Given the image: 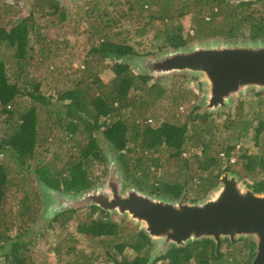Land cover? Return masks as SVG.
Here are the masks:
<instances>
[{
	"label": "trees",
	"instance_id": "trees-1",
	"mask_svg": "<svg viewBox=\"0 0 264 264\" xmlns=\"http://www.w3.org/2000/svg\"><path fill=\"white\" fill-rule=\"evenodd\" d=\"M8 1H13L12 5L0 0V11L6 9L12 12L7 29L6 25H0V49H15L19 67L14 68V64L8 62V57L0 56V258L4 261L0 264H35L27 251L28 244L9 235L13 230L21 232L27 228L40 210L39 196L29 177L30 173L38 175L49 187L65 192L85 191L101 179L93 172V168H99L104 161L96 140L97 132H101L103 140L119 153L117 159L125 182L151 195L178 198L183 194L184 188H188L187 182L191 180V176L187 175L188 166L192 158H197L189 151L196 148L201 149V159L197 160L193 172L199 180L196 191L206 194L215 187L220 174L230 169L229 158L236 151L242 133L251 124H244L243 121L239 126L234 123L239 130L236 139L232 140L236 142L230 143L226 138L219 142L220 134L212 133L209 115L194 114L195 106L180 122L177 111L185 101L183 94L168 96L157 83H148L150 77L134 73L127 64L113 62L114 58L136 53L123 37V33L127 36V30H117V27L124 28L127 22L139 24L140 20L148 18V23H143L137 33L145 36L154 30L150 41L169 49L217 36L264 39V13L260 14L252 8L255 4H263L264 0L238 3L224 0H130L126 2L127 10H120L116 14L110 9H118L119 0H100L99 5L94 4L89 13L85 12L88 15L94 11L100 12L97 22L89 28L91 33L99 34V42L93 45L90 53L96 60L111 61L109 68L112 78L107 84H102L97 78L90 80V77H96L94 71L98 69L86 62L84 75L70 72L75 77L73 87L62 89L58 96L61 105L53 104L51 109L48 106L52 104L38 90L41 84L34 75L37 68L31 64L28 23L33 24L35 18L43 15L48 16L51 23H65L83 13L80 8H61L54 0H38L23 11L19 8L22 0ZM187 15L191 17V34L184 32L180 23V19ZM35 35L38 36L36 32ZM56 50V46L55 49H44L39 45L42 62L51 61V56L54 57L52 51ZM45 71L51 77L55 72L48 67ZM24 98L30 102L20 103L19 100ZM159 111L168 121L153 127L150 123L157 119ZM263 126V120L259 121L256 128L258 133ZM57 128L64 134L56 141L52 158H46L49 150L44 148L48 136L45 132ZM68 140L75 142L73 147L77 152L74 155L59 150ZM216 145L218 147L214 150ZM155 153L165 158L161 166L176 167L174 173L183 177L181 183L178 178H174L173 183L165 181V178L157 180L156 175L150 173L151 166L157 167L159 161L151 157ZM184 153L189 156L182 158ZM220 153L226 161L224 167L218 162L221 160L218 157ZM246 158L247 163H252L251 168L264 170V157L261 154H250ZM198 170L208 171L209 175L201 177L197 175ZM249 187L256 193L264 192V179L260 185ZM7 203H13L16 207L15 212H7L9 215L4 212ZM80 212L67 211L59 219L64 224L75 220V233L85 237L88 243L92 241L94 245L107 248L106 257L113 264H146L150 244L142 232L125 234L124 220L110 221L109 215L96 207L83 210V219L79 217ZM7 217L10 219L7 220ZM70 241L74 250L68 264L96 262L99 253L95 250H76L78 240ZM127 247L134 257L119 260L117 256H121ZM213 247L210 240L196 241L184 248H172L164 259L169 260L168 264H212V259L214 264H222ZM53 250L60 254L61 247L56 245ZM248 261L244 264H249ZM234 262L233 257L231 263Z\"/></svg>",
	"mask_w": 264,
	"mask_h": 264
},
{
	"label": "rangeland",
	"instance_id": "rangeland-1",
	"mask_svg": "<svg viewBox=\"0 0 264 264\" xmlns=\"http://www.w3.org/2000/svg\"><path fill=\"white\" fill-rule=\"evenodd\" d=\"M2 1L7 3L9 6L12 5L13 3V1H8V0H2ZM22 1H23L22 5L19 6L21 11L28 9L32 5V3L38 0H22ZM54 1L57 2L61 8H67V7L76 8V9L80 8L83 14L82 16L74 17L71 21L69 20L68 22L65 23H58L57 21L51 23L49 22L50 18L44 15L40 18H35L33 20V24L28 23L29 32H30L29 33L30 45L32 46L30 47L32 50L29 53V55L31 56L30 58L32 59L31 64H34V66H36L37 68L35 69L34 75L41 84L38 89L39 92L43 94L42 96L45 97L50 104H52V106H48V109L53 108V104L61 105V102L58 100V96H60L62 89H66V88L69 89L72 86V82H73L72 80L75 79V77H73L74 75H71L70 72L76 71L78 75L82 73L84 75L83 67H86V62H88L92 66V68L98 69L97 71L96 70L94 71L96 77H90V80H94L95 78H97L102 84H107L112 78V72L109 68L111 66V61H108L107 59L102 61L96 60V57L90 53V49L93 47V45L99 42V34L91 33L89 31V28L93 23L97 22L100 12L94 11L93 14L91 15H88L85 12L89 13L90 9L94 6V4L99 5L100 0H85L73 4L71 3L61 4L58 0H54ZM127 1L130 0H119L120 6L118 7V9L116 7V10H112V9L110 10L114 14L118 13V11L120 10L126 11L128 8L126 4ZM244 1H260V0H236V1H227V2L238 3ZM31 8L28 10V13L31 11ZM252 8L257 10L258 13L260 14L264 13V3L255 4ZM70 11H72V9H70ZM11 17H12V12L10 10L7 11L6 9H2L0 11V25L2 26L6 25L5 28L7 29ZM139 22H140L139 24H134V23L130 24L129 22H127L124 28L122 26L117 27V30H124V29L127 30V36L126 33H123V37L127 39V44L130 45L133 48V50L136 52L133 55H137L139 57H145L148 55H155L159 52L169 49L163 45H160V43L150 41V39L153 36L154 30L147 32L145 36L140 35L139 32L137 33L138 30L139 31L141 30L143 23H148V18L142 19ZM180 23L183 26L184 32H189V34H191V30H190L191 17L188 15L186 17H182L180 19ZM134 31L136 32L134 33ZM35 32L38 34V36L35 35ZM237 39H250V38L248 37L232 38V37L217 36L214 38H210L208 40H203V41L200 40L201 42L199 43H206L208 41L232 42ZM196 42L197 41H193L192 43H190V45ZM39 45L44 49L50 47H53L55 49V46L57 47V50L55 52L52 51L54 57L51 56V61L48 60L45 63L42 62L43 58L39 55V51H38ZM15 54H16V50L13 48L5 49V50L0 49V56L3 55L8 57V62L13 63L14 68H18L19 66L18 63H16ZM47 67L50 68V70L55 71L52 77L48 74L47 71H45ZM130 69L133 70L134 73L139 74L137 70L134 69L133 67L130 66ZM148 83L149 84L157 83L159 86L165 89L168 96L177 93L183 94V96H185V101H182V105L178 108L177 111V116L180 122L184 121L185 116L190 111L192 106H195L197 110V103L199 102L201 96L202 86L196 78H192L188 76L186 77L175 76V75L170 77H163V78L151 77ZM25 98L23 100L22 99L19 100V102L23 104H28L30 101ZM254 109H256L257 114H254L256 113L253 112ZM156 115L158 116L157 119L152 120L150 123L153 127L161 126L166 121H168L165 115L161 111H159ZM52 116L53 115H51V117ZM262 120L264 122V93L262 92L255 95L249 94L244 97H240L233 101V103L229 107L228 113H224V112L212 113L209 115V119H208V122L212 127L211 128L212 133L220 134L219 142H222L225 138L230 143L236 142V140L235 141L232 140L236 139L239 128L234 126V123L238 124L239 126L242 125L241 122L243 121H245L244 124L247 123L251 124L248 130L242 133L240 141L237 142L238 145L236 146V151L231 156V158H233L232 160L235 161V163H229L230 166L229 171L235 172L244 183L248 182L250 184L247 186H252V187L256 185H260L262 183V180L264 179V170H261V168L260 169L251 168L253 165L250 161H248L247 163V158H246V156L250 154H259V155L261 154L264 157V126L262 131H260V133H258V131L256 130L259 121ZM45 134L48 136L45 140L44 148H46V151L49 150V152L45 154V157L52 158L53 156L52 152L56 150V141L59 138H61L60 135L64 133H62V130L57 128L55 130L45 132ZM96 137H97L96 140L98 141V147L100 148L102 155L104 156V161L103 164L99 166V168L97 169L93 168L94 174L100 175L101 179L98 180V182L93 184L91 187H97L99 185H102L103 182H105L107 177L105 154L107 152L114 153L115 151L111 147L108 141L103 140L101 132H97ZM74 144H75L74 141L69 142L68 140V142L62 145L59 150H62L64 153L74 155L77 152L76 147H73ZM217 147L218 146L216 145L214 147V150ZM200 151H201L200 148L198 149L196 148L189 151L192 152L193 156H197V158H192V160L190 161V165L188 166L189 170L187 172V175L191 176V180L187 182L189 183L188 188L186 189L184 188V192H183L184 200L188 202H194L195 200L202 199L208 196L213 190V189L210 190L206 194H202L201 192L196 191V186L199 184V180L198 177H195L193 175V172H194V168L197 167L198 164L197 160L201 159ZM116 153L118 156L119 153L118 152ZM187 155L188 154L184 153L181 157L182 158L188 157L189 155L188 156ZM243 155H245V157H243ZM151 157L159 160L157 167L151 166V170H150L151 174L156 175L157 180H161V178H165L164 179L165 181L173 183L174 178H178L179 182L180 183L182 182L183 177L181 175H177L174 173L176 167L170 166L169 168H166L163 165L161 166V164L165 159L164 156H161L159 153H155ZM218 162L221 167L226 166V161L224 159L219 160ZM122 174H123V170H122ZM170 175L173 176L169 177ZM197 175L204 177L209 175V172L208 171L200 172L198 170ZM29 177L32 179L33 187L35 188L39 196L38 207L40 208V210L35 220L31 222V224L27 228L23 229L21 232L13 230L9 233V235L14 240L24 241L28 244L27 251L29 255H32L33 257L32 262L35 264H68V260L69 258L72 257V251L74 250L73 244L70 241V239H72L73 241L77 239L78 243H77V248L75 247L76 250L87 251V252H90L91 250H95L96 253L100 254L99 257L96 259V262L92 261L91 264H113L109 260V258L106 257L107 256L106 253L108 251L107 248L99 244L94 245L92 241H89L90 243V247H89V243L87 239L82 235H78L75 233V227H76L75 220L70 221L68 224H64L63 220L59 219L60 214H64V212L60 213L59 216L58 214L54 215L52 218L44 214V210H45L44 205L48 199L46 200L47 195L43 193L44 192L43 189L45 188V186L50 189L51 187L44 184L40 180L38 175L30 173ZM128 185H132V184H128ZM58 192L64 195L66 194L72 195L74 193H78V192H69V191L67 192L58 191ZM158 196L167 197L163 194H159ZM178 198H172V199L177 200ZM15 210L16 207L14 206L13 203H7L5 205L4 212L6 215H9L7 212H15ZM83 210L81 209L76 211V212L81 211L79 213V217L82 219L84 217ZM7 218H8L7 220L10 219V217ZM119 219H122L126 222V224L124 225L125 234L129 235L131 233L139 232V228L136 225L129 222L127 219H123L118 216H113L112 221L113 220L118 221ZM244 240L243 239L236 240L235 242H239V243L231 247L232 250L230 251L222 249V251H224L226 254L225 256L222 257L220 262L222 263L226 262L227 264L229 263L232 264L231 262L234 257L236 262H240L238 264H242V262L246 263L249 258L250 259L248 263H250L253 258V254L250 257L248 254L249 251L248 245L250 242ZM240 241L243 242L240 243ZM250 244L252 245V243ZM56 245H59L61 247L60 254H56L55 251L53 250V247ZM240 250H242L241 253L239 252ZM253 250H254V246H253ZM113 253H116V251L113 250ZM133 257L134 254L128 247L124 249L121 256H117L119 260L122 258L132 259ZM2 260L3 258L1 257L0 262H4Z\"/></svg>",
	"mask_w": 264,
	"mask_h": 264
},
{
	"label": "water",
	"instance_id": "water-1",
	"mask_svg": "<svg viewBox=\"0 0 264 264\" xmlns=\"http://www.w3.org/2000/svg\"><path fill=\"white\" fill-rule=\"evenodd\" d=\"M61 4L85 0H58ZM236 1V0H224ZM139 57L114 58L139 75L163 78H196L202 92L194 114L229 112L234 100L264 93V39L208 41ZM107 177L102 185L72 195L45 188L44 214L48 217L96 207L109 215L127 219L149 240L151 252L146 264L164 257L172 248L210 240L218 255L222 241L245 239L252 243L249 264H264V192L256 193L235 172L226 171L216 179L212 192L194 202L151 195L125 182L116 151L107 152Z\"/></svg>",
	"mask_w": 264,
	"mask_h": 264
},
{
	"label": "flooded vegetation",
	"instance_id": "flooded-vegetation-1",
	"mask_svg": "<svg viewBox=\"0 0 264 264\" xmlns=\"http://www.w3.org/2000/svg\"><path fill=\"white\" fill-rule=\"evenodd\" d=\"M235 163V162H234ZM229 171V170H228ZM243 241H240V243H242ZM237 243H239V242H234V243H230L229 241H227L226 239L224 240V241H222V243H221V246H220V249H219V254L217 255L216 253H215V251H214V253H215V255L218 257V258H220V259H222V257L223 256H225V252L224 251H222V249H225V250H232V248L231 247H233L235 244H237ZM214 245V244H213ZM248 248H249V251H248V254H249V257L252 255V251H253V246L249 243V245H248ZM213 250H214V247H213ZM151 251H150V247H149V253H150ZM240 253L242 252V250H240L239 251ZM230 253V252H229ZM248 257V256H247ZM168 259H164V257H161V259L159 258V259H157L155 262H154V264H168ZM215 263V261H213V259H212V264H214ZM238 263H240V262H236L235 264H238ZM247 263V262H246ZM222 264H227L226 262H224V263H222ZM242 264H244V262H242Z\"/></svg>",
	"mask_w": 264,
	"mask_h": 264
},
{
	"label": "clouds",
	"instance_id": "clouds-1",
	"mask_svg": "<svg viewBox=\"0 0 264 264\" xmlns=\"http://www.w3.org/2000/svg\"><path fill=\"white\" fill-rule=\"evenodd\" d=\"M238 145V144H237ZM236 145V146H237ZM220 154H222V153H220ZM220 154L218 155V157L222 160V157L220 156ZM234 154V153H233ZM232 156V155H231ZM223 159H224V157H223ZM225 160V159H224ZM235 162V161H234ZM233 162V163H234ZM230 163V162H229ZM247 185H250L248 182H245ZM64 214H65V212H64ZM60 215H62V214H60ZM58 216H59V214H58ZM151 250V249H150ZM148 257H149V255H148ZM147 260H148V258H147Z\"/></svg>",
	"mask_w": 264,
	"mask_h": 264
},
{
	"label": "built area",
	"instance_id": "built-area-1",
	"mask_svg": "<svg viewBox=\"0 0 264 264\" xmlns=\"http://www.w3.org/2000/svg\"><path fill=\"white\" fill-rule=\"evenodd\" d=\"M220 156H221L222 158L224 157L223 154H220ZM232 159H233V158H231V157L229 158V162H230V163H233V162H234Z\"/></svg>",
	"mask_w": 264,
	"mask_h": 264
}]
</instances>
